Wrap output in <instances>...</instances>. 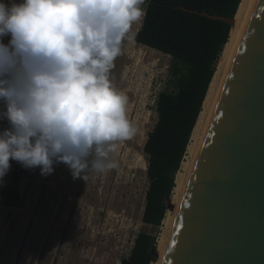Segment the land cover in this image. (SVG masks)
I'll return each instance as SVG.
<instances>
[{
  "label": "clouds",
  "instance_id": "clouds-1",
  "mask_svg": "<svg viewBox=\"0 0 264 264\" xmlns=\"http://www.w3.org/2000/svg\"><path fill=\"white\" fill-rule=\"evenodd\" d=\"M147 0H0V184L10 160L75 180L118 167L136 133L110 77ZM10 36L7 44L4 38Z\"/></svg>",
  "mask_w": 264,
  "mask_h": 264
},
{
  "label": "rangeland",
  "instance_id": "rangeland-1",
  "mask_svg": "<svg viewBox=\"0 0 264 264\" xmlns=\"http://www.w3.org/2000/svg\"><path fill=\"white\" fill-rule=\"evenodd\" d=\"M142 23L133 25V40L122 44L110 73L113 85L127 96V115L136 128L135 135L118 143L112 153L118 167L90 173L86 180H74L63 163L54 164L47 176L39 168H25L22 200L9 221L8 209L0 206V264H122L142 231L157 237L159 258V241L169 233L166 220L174 217L178 203H173L172 191L168 204L175 209L168 208L162 224L143 222L150 182L144 145L157 122L159 94L173 90L172 58L135 41ZM7 127V120H0V131ZM14 163L10 160L0 190L9 183Z\"/></svg>",
  "mask_w": 264,
  "mask_h": 264
},
{
  "label": "water",
  "instance_id": "water-1",
  "mask_svg": "<svg viewBox=\"0 0 264 264\" xmlns=\"http://www.w3.org/2000/svg\"><path fill=\"white\" fill-rule=\"evenodd\" d=\"M195 12L235 24L236 16ZM163 264H264V0L224 85Z\"/></svg>",
  "mask_w": 264,
  "mask_h": 264
},
{
  "label": "trees",
  "instance_id": "trees-1",
  "mask_svg": "<svg viewBox=\"0 0 264 264\" xmlns=\"http://www.w3.org/2000/svg\"><path fill=\"white\" fill-rule=\"evenodd\" d=\"M241 0H148L146 14L135 41L172 58V91H162L156 100L157 122L144 145L147 155L143 222L159 226L203 108L218 61L230 37L232 25L195 11L234 17ZM25 168L15 161L8 184L0 190V206L8 209L9 221L22 200L20 183ZM157 237L138 233L128 258L122 264H152L158 259Z\"/></svg>",
  "mask_w": 264,
  "mask_h": 264
},
{
  "label": "bare ground",
  "instance_id": "bare-ground-1",
  "mask_svg": "<svg viewBox=\"0 0 264 264\" xmlns=\"http://www.w3.org/2000/svg\"><path fill=\"white\" fill-rule=\"evenodd\" d=\"M257 3L258 0H241V3L235 15V24L230 31L229 40L226 43L221 57L218 61L214 77L211 81L205 101L203 103L202 111L193 130L191 141L182 163L181 170L176 178V185L173 190L172 201L173 203H178V205L175 210L174 217L172 219L169 218L166 220V223L169 226V233L166 238L159 241V258L154 264H163L164 255L168 247V242L176 221L180 204L184 198L190 177L194 170L201 147L208 133L221 93L223 91L224 85L230 73L233 62L236 58V55L239 51L240 45L247 31ZM143 46L145 45H142V47Z\"/></svg>",
  "mask_w": 264,
  "mask_h": 264
}]
</instances>
